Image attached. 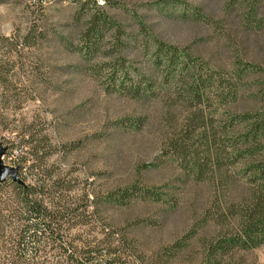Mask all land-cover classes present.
Wrapping results in <instances>:
<instances>
[{"label": "rangeland", "instance_id": "374dc122", "mask_svg": "<svg viewBox=\"0 0 264 264\" xmlns=\"http://www.w3.org/2000/svg\"><path fill=\"white\" fill-rule=\"evenodd\" d=\"M250 1L256 8V16L249 17L253 21L247 18L248 0H78L43 12L29 10L24 0H0L5 163L21 162L28 182L39 175L30 168L33 162H46L47 170L61 168L73 182L71 194L88 197L87 212L96 228L129 229L145 253L173 243L192 225L187 207L192 186L180 191L176 206L118 198L136 179L148 187L178 182L182 175L172 161L145 167L160 153L161 104L157 97L132 98L108 85L118 79L125 84L160 79L151 66L153 34L188 47L213 67L230 68L236 53L264 62V0ZM194 9L205 19H196ZM94 13L113 21L97 52L81 36ZM143 21L146 34L140 30ZM138 219L143 223L132 226ZM245 257L247 264H264V245Z\"/></svg>", "mask_w": 264, "mask_h": 264}, {"label": "trees", "instance_id": "16d2710c", "mask_svg": "<svg viewBox=\"0 0 264 264\" xmlns=\"http://www.w3.org/2000/svg\"><path fill=\"white\" fill-rule=\"evenodd\" d=\"M248 1L247 18L253 21L249 17L256 16V8ZM194 10L196 19H205ZM111 23L94 13L81 36L97 52ZM141 25L146 34V23ZM152 40L151 66L160 79L128 84L118 79L108 89L137 99L158 98L160 153L145 167L172 161L182 175L178 182L148 187L136 179L118 198L176 206L180 191L192 186L190 229L145 253L129 229L96 228L87 212L88 197L71 194L73 182L61 168L47 170L46 162H33L30 168L39 175L28 182L19 162L23 183L12 178L0 183V264H247L245 253L264 245V62L236 53L230 68L213 67L188 47L154 34ZM157 89L164 92L158 95ZM142 223L138 219L132 226Z\"/></svg>", "mask_w": 264, "mask_h": 264}, {"label": "water", "instance_id": "95a60500", "mask_svg": "<svg viewBox=\"0 0 264 264\" xmlns=\"http://www.w3.org/2000/svg\"><path fill=\"white\" fill-rule=\"evenodd\" d=\"M8 151V146L0 143V183L5 182L8 178H12L14 181L23 183L20 176V167L6 164L4 156Z\"/></svg>", "mask_w": 264, "mask_h": 264}, {"label": "built area", "instance_id": "2783aa9c", "mask_svg": "<svg viewBox=\"0 0 264 264\" xmlns=\"http://www.w3.org/2000/svg\"><path fill=\"white\" fill-rule=\"evenodd\" d=\"M78 0H24L26 7L33 10L37 7L49 8L52 6L76 5Z\"/></svg>", "mask_w": 264, "mask_h": 264}, {"label": "clouds", "instance_id": "9594fccd", "mask_svg": "<svg viewBox=\"0 0 264 264\" xmlns=\"http://www.w3.org/2000/svg\"><path fill=\"white\" fill-rule=\"evenodd\" d=\"M101 2H103V0H101Z\"/></svg>", "mask_w": 264, "mask_h": 264}]
</instances>
